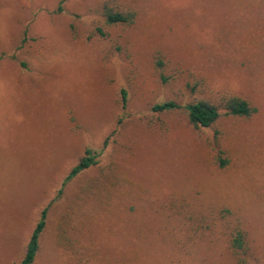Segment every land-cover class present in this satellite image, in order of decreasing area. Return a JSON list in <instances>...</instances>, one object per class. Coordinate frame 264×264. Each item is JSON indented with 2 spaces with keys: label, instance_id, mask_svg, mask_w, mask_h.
Wrapping results in <instances>:
<instances>
[{
  "label": "rangeland",
  "instance_id": "1",
  "mask_svg": "<svg viewBox=\"0 0 264 264\" xmlns=\"http://www.w3.org/2000/svg\"><path fill=\"white\" fill-rule=\"evenodd\" d=\"M128 2L122 28L100 0H0V264L47 206L32 264H240L235 227L264 263V0ZM187 79L256 112L221 117L215 141L180 113L152 119Z\"/></svg>",
  "mask_w": 264,
  "mask_h": 264
},
{
  "label": "trees",
  "instance_id": "2",
  "mask_svg": "<svg viewBox=\"0 0 264 264\" xmlns=\"http://www.w3.org/2000/svg\"><path fill=\"white\" fill-rule=\"evenodd\" d=\"M98 11L101 22L107 27L128 28L135 23L137 17L135 9L128 0H100ZM94 30L102 39L106 38L107 33L103 28L96 26ZM163 65L162 60H155V66L158 70H161ZM159 78L163 85L168 84V78L162 71L159 73ZM201 86L198 81L190 82L188 79L184 81L182 86L177 90H173L169 98L151 105L149 111L152 119L153 116L159 118L166 113H180L193 130L212 131L215 141L220 135L218 122L221 117L248 119L256 112V109L247 98L230 92H221L215 95L205 94L200 92ZM122 100L126 103L125 92H122ZM149 123H152V121H149ZM95 157L96 155L92 151L86 150L84 156L78 160L63 179L55 199L61 195L62 189L67 182L95 163ZM220 162L222 166L226 164L223 159H220ZM47 210L48 206L40 212L38 221L31 231L25 246L24 255L17 264H32L34 262L39 250L40 236L46 226ZM229 247L239 258L240 264H264L259 261L249 263L245 234L240 227H235L230 232Z\"/></svg>",
  "mask_w": 264,
  "mask_h": 264
}]
</instances>
